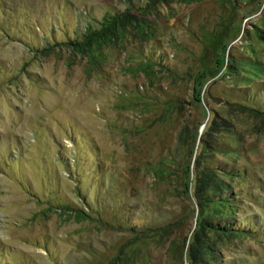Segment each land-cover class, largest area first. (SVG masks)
<instances>
[{"label": "rangeland", "instance_id": "374dc122", "mask_svg": "<svg viewBox=\"0 0 264 264\" xmlns=\"http://www.w3.org/2000/svg\"><path fill=\"white\" fill-rule=\"evenodd\" d=\"M262 115L264 0H0V264H264Z\"/></svg>", "mask_w": 264, "mask_h": 264}, {"label": "trees", "instance_id": "16d2710c", "mask_svg": "<svg viewBox=\"0 0 264 264\" xmlns=\"http://www.w3.org/2000/svg\"><path fill=\"white\" fill-rule=\"evenodd\" d=\"M186 1H188L189 3H195V2H198L200 0H186ZM127 23H128V21H127ZM118 24L119 23H117L116 26ZM113 30L114 29H112V30H106V31L103 30L102 32L95 33L94 36H92V40L90 42H86L85 44H78L76 50H78L79 52L81 51L83 53L87 52V55H89V56L90 55H94L96 49L97 50H101L105 46L104 43L105 44L110 43L112 41V38H117L115 36H118V33H115L114 34L112 32ZM115 31L117 32L116 29H115ZM119 31H121V28H120ZM121 35L122 34L119 33V37ZM72 46H74V45L72 44ZM244 110L250 111V108L245 107ZM262 118L264 119V115H262ZM201 181L202 182H200L198 180V182H200L199 183L200 184V188H199V190L197 192V199L199 201H201L202 203L214 202L218 198L217 194H219L221 198H220L219 201H216L215 202V203H217V206L214 209V211H217L220 203H221L222 206H227V203H228V200L229 199L225 196L226 193L224 192L225 190H227L226 183H224V182H221L220 183V182H218L219 180L209 179L207 176L204 177L203 180H201ZM222 184L224 186L221 188ZM210 195L211 196L213 195L212 196L213 197L212 200L210 198ZM216 229L219 230V231L227 232V233L241 232L242 231V230L237 231L238 229H236V228H230L228 226L222 227L220 225H218V227ZM197 246L199 247V245H197ZM194 249L191 252V256H192V259L194 261V264H205V259L208 256V254L205 253V252H200L198 250L199 248L196 250V252H195ZM203 249H205V248H203Z\"/></svg>", "mask_w": 264, "mask_h": 264}]
</instances>
